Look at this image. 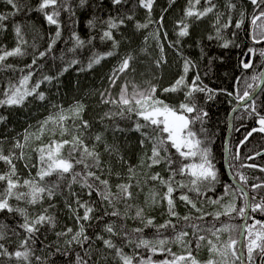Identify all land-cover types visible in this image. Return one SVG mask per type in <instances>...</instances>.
<instances>
[{
  "label": "trees",
  "instance_id": "16d2710c",
  "mask_svg": "<svg viewBox=\"0 0 264 264\" xmlns=\"http://www.w3.org/2000/svg\"><path fill=\"white\" fill-rule=\"evenodd\" d=\"M18 9L9 5L6 0H0V15L7 17L0 22V49L11 51L18 44V37L15 29L20 27L24 42L20 44L22 55L8 57L0 62V99H4V92L11 85H19L24 76L29 75L27 88L34 87L39 83L37 93H43L45 99L40 100L35 94L28 96L19 106H0V150L5 155L14 152L19 156L21 149L15 148L17 142L24 143L26 134H39L41 125L48 118L58 116L63 112L71 117L69 109L77 105H83V111L79 118H69L65 123L67 131L60 135L59 127L54 123L47 124V131L40 134L36 139L35 135L27 142L23 149L24 159H16L17 173L23 181L36 176L39 155L35 149L47 145L51 141L71 140L73 135H79L84 143L90 148L95 145V150L100 153L102 170L93 168L101 179H107L111 185V191H117V185L130 183L133 193L132 199L120 202L116 205V210L121 216L114 217L105 215V212H112L114 209L102 201L93 192L89 197L88 189L81 188L79 184H73L72 190L81 193V199L89 201L96 209L93 219L85 223V235L90 239L83 245L73 242L67 245V237H57L56 233L71 227L78 230L79 225L75 221L72 212L66 207V203H72L75 207V198L69 194L67 187L71 177L61 181V187L51 200L45 198L42 203L28 205L23 201L10 199L9 203L13 207H20L27 210L30 217L40 214L43 209H48V213L55 218V227L44 225L35 233L34 239L29 241L32 255L27 264H77V255L88 261V264H119L114 256V252L104 248L103 242L97 240L98 235L110 238L117 247L122 248L127 255H136L147 259L151 256L153 264L168 259L172 256L167 252L157 251L155 254L148 249L137 248L135 243H127L124 233L139 236L148 240L167 239L169 243L165 246L171 249L172 253L183 254L185 248L175 243V235L181 231H187L189 235L184 239L189 242L188 247L192 249L193 256L200 262L206 264L210 255L219 263V258L215 254H210L206 241L201 242V247L196 248V235L188 225L195 223L201 227L225 228L228 240L230 238L238 241L243 217L237 212L231 215H221L219 219H214V214L223 211V205L234 203L237 208L244 207L245 201L240 192H235L238 188L230 181L224 166V145L228 133V116L237 105L238 95H242L248 83H259L253 81V76H260L264 67V43L253 45L249 40V31L252 17L258 14L259 9L251 4L250 0H211L215 8L206 16L197 19L196 16L186 17L185 11L192 7L193 11H202L208 7L207 0H154L152 9L149 10L140 6L139 0H123L119 5H114L112 0H58L56 6L59 11L58 20L60 22V37L49 45L55 38L57 27L49 25L44 13L40 12L39 4L41 0H15ZM229 4L235 5L229 8ZM264 8V5L261 6ZM51 12L52 8L46 9ZM243 13V16L241 15ZM131 17V19H128ZM219 17V21L217 18ZM117 23L118 27L111 29L116 46L113 41L102 39L103 32L108 30V21ZM123 20L121 24L120 21ZM239 28L236 27L241 22ZM183 22V23H181ZM258 21L257 24H261ZM147 25V27L137 28L136 25ZM183 24L188 25V35L181 37L179 32ZM227 24L228 27H224ZM260 29L253 28V37H259ZM75 36L83 41V45H77ZM152 34L159 37L156 40ZM211 37V39L209 38ZM255 42V41H254ZM227 44V47L224 45ZM162 49V51H161ZM252 49V51H249ZM113 52L112 56L101 59L99 64L88 67L90 60L94 56L104 55ZM143 51V57L139 52ZM44 52L45 56L40 57L39 53ZM131 55L130 69L125 72L123 82L131 81L137 86L143 84L155 85L157 98L173 107H179L182 102H190L198 110L207 112L203 118V123L196 120L190 125L197 134V138L202 141V146L210 151V160L217 173V182L212 185V191H203L201 195L188 192L187 189H179L174 193L175 211L177 217H170L167 210L166 201L160 200V196L167 191L166 187L159 181H153L150 177L159 174L164 180H168L172 173L168 169L166 162L151 168L147 167L149 161L147 156L151 155L152 144L145 141L141 145V140L145 137L141 134L148 133L150 129L144 128L135 131L137 122L143 124V120L137 121L133 114L128 118L119 115L106 116V113L118 112L117 106L103 103L106 99L107 91H115L119 87L118 80L114 86L110 85L112 72L118 68L121 61ZM148 56V58H146ZM35 59V64L33 60ZM77 61L72 64L71 61ZM185 60L191 61L188 72H184ZM251 63V67L245 69L243 63ZM31 65V67H28ZM67 68V71L64 69ZM200 77L197 82L199 86H206L212 89V93L194 92L188 100L185 98L187 87H182L176 92H164L165 88L175 84L181 76L185 78V84L191 85L196 76ZM51 77L47 81L44 77ZM121 81V82H122ZM264 87V84L263 86ZM121 87H119L120 90ZM252 92V89H247ZM104 93V96H101ZM231 94V95H229ZM211 95V99H209ZM255 107L256 112L264 115V91H260L255 99L249 103ZM252 107H243L232 116L231 132L227 144V169L230 177L243 187L249 197L255 196L256 202L264 203V187L253 190L252 185L264 184V132H254L247 140L245 136L253 128H258L257 115L252 114ZM197 113L186 114L194 118ZM82 121H87L89 127L84 129ZM100 135L101 142H97L95 137ZM110 146L113 151L110 154L105 151V147ZM168 151L162 152L173 161L172 168L178 169L181 163H195L198 160H182L179 154L170 144L165 145ZM69 147L66 145L63 155L68 156ZM237 154L239 159L236 158ZM74 156L79 153H73ZM249 157H253L249 159ZM27 165V166H26ZM246 165H256L247 167ZM133 171L130 172L129 169ZM76 171L83 172V165H77ZM8 171V165L0 161V174ZM240 175L247 177V183L240 182ZM131 177V178H130ZM174 179L178 182H187V176L176 175ZM55 181L56 177L47 178ZM229 188L225 194V187ZM6 187L5 182H0V191ZM25 189H21L24 191ZM155 191L158 195L159 203L153 205L151 193ZM181 193H187L196 203L197 208L203 212L210 213L204 220H197L201 213L192 209L189 205L179 200ZM211 200H219V204H212ZM50 205H52L50 207ZM131 205V207H126ZM143 209L145 220L153 219L155 226H145L139 218H135L137 209ZM83 209H78L79 215H83ZM126 213V215H125ZM191 216L190 221L182 219L184 216ZM171 220L175 225L172 227L157 230V226ZM260 223L256 224L255 222ZM23 223V218L18 213L0 212V232L4 234V239L0 244L10 255H0V264H26L23 260H17L14 256L19 249V243L26 236V233L19 227ZM111 224L117 235H110L105 231V225ZM261 224H264V212L259 210L253 212L249 210V215L245 225L253 226L254 232H259ZM143 229L141 233H133V229ZM18 233V235H17ZM199 235H204L214 242L216 238L207 231H200ZM254 238V237H253ZM247 233L244 230L242 243V253L244 261L247 260ZM59 247L60 251H57ZM0 250V251H3ZM236 253L238 248L236 244ZM259 250L253 254L254 264H264ZM35 257L41 259L37 261ZM89 257H91L89 259ZM233 258V257H232ZM233 262L240 264L239 259L233 258Z\"/></svg>",
  "mask_w": 264,
  "mask_h": 264
},
{
  "label": "snow or ice",
  "instance_id": "6c2138e0",
  "mask_svg": "<svg viewBox=\"0 0 264 264\" xmlns=\"http://www.w3.org/2000/svg\"><path fill=\"white\" fill-rule=\"evenodd\" d=\"M6 2L11 5L13 8L18 9V5L15 0H6ZM84 0H81L83 3ZM114 5H119L123 2V0H112ZM191 4V0H189ZM200 0H196L198 4ZM251 4L254 5L257 9H259L258 14L252 17L251 23L254 27H258L259 37L264 39V8L261 6L264 5V0H250ZM140 6L149 10L152 9V5L154 0H139ZM208 7L204 8L202 11H193L192 7H189L185 11L186 17L196 16L197 19H200L206 16L208 13L212 12L215 8V5L212 4L211 0H207ZM58 4V0H41L39 4V11L44 13L45 19L49 25H55L57 27V31L55 33V38L52 40L49 45V51L51 50L52 44H55L56 39L60 37V22L58 20L59 11L56 6ZM235 5L229 4V8H233ZM52 8L51 12H46V9ZM243 16V13H241ZM7 17L4 15H0V22L6 20ZM131 19V17H128ZM219 21V17L217 18ZM258 21H262L261 24H257ZM123 23V20L120 21ZM183 23V22H181ZM241 22L236 24V27L239 28L241 26ZM3 27V24L0 23V28ZM117 23L113 22L111 19L108 21V30H105L102 35V39L112 40L113 47L116 46V41L113 38L111 29L117 28ZM136 27L143 28L147 27V25L137 24ZM224 27H228L227 24ZM16 35L18 37L17 47L12 49L11 51H5L0 49V62L5 61L8 57L22 55V49L20 44L24 42L23 35L21 33V29L19 26L15 29ZM188 35V25L183 24L179 32V36L184 37ZM211 39V37H209ZM77 45H83V41L79 39V37L75 36ZM255 42H259L256 37H253ZM227 47V44L224 45ZM162 51V49H161ZM252 51V49H249ZM113 52L109 51L104 55L94 56L90 62L88 67L91 68L93 64H99L101 59L106 58L107 56H112ZM261 55L264 56V51H261ZM40 57L45 56L44 52L39 53ZM133 59L131 55L125 57L118 68L114 70L113 76L110 77V85L114 86L116 83V79L118 78V73H124L130 69V61ZM35 59L33 60V64H35ZM72 64L77 63V61H71ZM191 65V61L185 60L184 64V72L185 74L189 70V66ZM28 67H31L29 65ZM243 67L248 69L251 67V63H243ZM67 71V68L64 69ZM30 74L23 77L20 80L19 85H11L4 92V99H0V106H19L28 96H32L35 94L38 99L41 101L45 99L43 93H37L36 89L39 88V83H37L32 88H27V83L29 80ZM264 78V73L260 76H253V81H260ZM45 80L51 81V77H44ZM200 77L197 75L192 81L191 85L185 84L184 76H181L178 80H176L175 84H173L169 88H165L164 92H176L180 90L182 87H187L188 91L185 92V98L188 100L192 97L194 92H206L212 93V89H208L206 86L201 87L198 85V81ZM131 88V91H129ZM247 89H252L255 91L256 89H260V91H264V87H261L260 83H248L246 85V90L242 95H238L237 103L238 105L242 102L248 101L252 99V92ZM156 87L155 85L149 84L147 88L141 89L135 83L128 81L124 85L121 86L120 93L118 98L115 99H103V103H109L117 106L119 109L118 112L114 113H106V116H115L119 115L124 117L125 114H128V118H131V115H135L137 121L143 120L144 123L141 124L137 122L135 124V131H141V129L147 128L150 129L151 135L148 133H141L145 139L141 140V145L145 144V141H149L152 144L151 155L147 156V160L149 163L147 167L151 168L153 166L159 165L162 162H166L168 165L169 171L172 175L168 180H164L159 174H154L150 177L153 181H159L161 185L166 187L167 191L160 196V200L166 201L167 210L170 217H177L178 214L175 211V200L176 197L174 193L179 189H187L188 192H194L198 196L202 194L203 191H212V185L217 182V173L214 169V166L210 160V151L208 148L202 146V141L197 138V134L191 129L190 125L194 123L196 120H199L203 123V118L208 115L207 112H203L202 110H198L196 106L190 102H182L179 107H173L169 104L165 103L163 100L157 98L156 96ZM231 95V94H229ZM103 97L104 94L101 93ZM211 99V95L208 97ZM247 107H252V112L249 115L256 114L257 115V124L258 128H253L250 132L245 136V140L241 141L243 144L249 136L254 132H264V115H260L256 112V109L252 105L245 104ZM83 111V105H77L72 109H69V112L72 114L71 117L66 116L63 112H61L58 116L49 117L39 129V134H26L24 137V143L17 142L14 147L21 149L19 156H17L14 152H10L8 155H5L2 150H0V161L4 162L8 165V171L0 174V182H5L6 187L3 191H0V212L7 211L8 213H18L23 218V223L19 225V227L26 233V236L19 243V249L14 253V256L17 260H23L26 262L29 261L30 256L32 255L31 248L29 245V241L34 239L35 233L40 230V227L44 225H50L55 227V218L48 213V209H43V211L34 216L30 217L27 210L20 207H13L9 201L10 199H15L17 201H23L28 205H36L38 203H42L45 198L51 200L53 196L57 194V191L61 187V181H65L67 177H71L70 181L67 183V187L69 189V194L75 198L74 203L75 207H73L72 203H66V207H68L69 211L72 212L75 217L76 223L79 225L78 230L74 231L73 228L68 227L66 230L57 232V237H67L71 234L70 239L65 240L67 245H71L73 242L83 245L84 242L89 241V237L85 235V223L92 221L93 219H98L95 216V207L86 200L81 199V193H77L72 190L73 184H79L81 188L88 189L87 195L90 197L93 192L100 197L102 201L107 202L109 206H111L114 210L110 213L105 212V215H111L114 217L121 216V213L116 210V205L120 202H126L133 197V193L131 191L132 185L130 183H121L118 184L117 191L113 193L111 191V185L107 179H101L99 175L95 171H92L93 168L102 170L100 153L95 150V145L91 148L86 145L79 135H73L71 140H60V141H51L47 145L40 146L35 149L38 152L39 159L37 165H33V167H37L36 176L31 179H24L21 181L14 160L16 159H24L25 153L23 149L26 147L29 139L32 138V135H35L36 139L40 138V134H43L47 131V124L54 123L59 127L60 135L63 136L67 131L65 127V121L69 118H79L80 113ZM197 113L194 118H191L189 115ZM3 117H0V122L3 121ZM82 128L86 129L89 127L87 121H82ZM97 142L102 141V137L97 135L95 137ZM170 144L172 148L176 150L182 160H198L195 163L184 164L181 163L178 169H173L172 164L173 161L170 157L166 155H162V152H167L168 149L165 145ZM69 147L68 156L63 155V150L65 146ZM105 151H108L110 154L113 149L110 146L105 147ZM79 153L78 157L74 156L73 153ZM239 159V155L236 156ZM253 157H249L252 159ZM77 165H83V172L76 171L75 167ZM27 166V165H26ZM247 167H256V165H246ZM130 172L133 170L130 168ZM260 171H264V168H261ZM176 175L187 176L190 179L187 182H178L174 179ZM55 176V181H49L47 178ZM131 178V177H130ZM240 182L243 184L247 183V177L240 175ZM231 186L225 187V194H228L229 188ZM264 187V184H254L252 185L253 190ZM21 189H25L21 191ZM235 192H240L241 197L245 201L244 207L237 208L234 203H229L227 205H223V211L216 212L214 214V219H219L221 215H231L233 212H237L240 217H244L246 215V209H251V211L255 212L259 210L260 212H264V203L256 202V197H249L246 192L241 188H236ZM157 193L153 191L151 193V202L153 205L160 202L157 200ZM179 200L183 201L185 204L189 205L192 209H195L197 212L201 213L196 217L197 220H204L207 215H211L210 213H205L201 208H197L196 203L191 199V197L187 193H181L179 195ZM212 204H219V200H211ZM52 205H50L51 207ZM126 207H131V205H126ZM78 209H83V215H79ZM126 215V213H125ZM135 218H139L142 222L145 223V226H155L153 219L148 218L145 220L143 215V209L138 208L135 213ZM185 221H190L192 219L191 216L182 217ZM256 224L260 223L259 221L255 222ZM193 229V234L196 235V248L199 249L201 247V242L206 241L208 245V250L210 254H215L217 256L223 257V264H227V260L229 255L235 259H239L236 253V244L237 241L235 239L230 238L227 241H221L219 233L223 231L229 230L228 227L225 228H215L214 226L211 228L201 227V225L190 223L188 225ZM172 227L175 229V225L171 223V220L166 221L164 224L157 226V230ZM253 226H244V230L247 233V260L249 264H254L253 254L256 250H259V253L262 258H264V230L259 232L253 231ZM261 229H264V224H261ZM105 231L110 235H117L118 233L114 230L113 225L108 224L105 225ZM143 229L137 228L133 229V233H141ZM200 231H207L212 236L216 237V241L214 242L212 239H208L204 235H199ZM18 235V233H17ZM189 233L187 231L181 230L179 231L174 238L175 243L181 244L185 248V252L183 254H175L171 252V249L165 248V246L169 243L167 239H157V240H148L139 236H133L129 233H124V238L127 243H135L137 248H145L148 249L151 253L155 254L157 251H167L172 259H165L159 264H200V262L193 256L192 249L188 247L189 242L184 238L187 237ZM254 237V238H253ZM4 234L0 232V240L4 239ZM97 240H101L103 242L104 248L114 252L115 258L118 259L119 264H153L151 256L147 259L140 258L137 260L136 255H127L123 252L122 248L117 247L113 243L110 238H105L104 236L98 235L96 237ZM4 249V245L0 244V250ZM57 251H60L59 247ZM0 255H10L6 252V250L0 251ZM91 257H89L90 259ZM37 261H39L40 257H35ZM77 264H88V261L83 259V257L77 255ZM206 264H218L212 256L210 255L209 260Z\"/></svg>",
  "mask_w": 264,
  "mask_h": 264
},
{
  "label": "water",
  "instance_id": "95a60500",
  "mask_svg": "<svg viewBox=\"0 0 264 264\" xmlns=\"http://www.w3.org/2000/svg\"><path fill=\"white\" fill-rule=\"evenodd\" d=\"M253 28L254 26L252 25L251 23V26H250V31H249V40L250 42L253 44V45H260L262 43H264V39L260 40L259 42H254L252 40V32H253ZM262 73H264V67H263V70H262ZM259 83L261 84V87L263 86L264 84V78H262ZM260 92V89H256L255 91H253L252 93V99H249L248 101H245V102H242L241 104L235 106V108L231 111V113L229 114L228 116V124H229V128H228V133H227V136H226V139H225V145H224V166H225V171L227 173V176L228 178L230 179V181H232V183H234V185L238 188H241L243 189V187L241 185H239L237 182H235L231 177H230V174L228 172V169H227V144H228V140H229V135H230V132H231V123H232V116L233 114L238 111L239 109L243 108L245 104H249L251 103L255 97L258 95V93ZM244 192H246L244 189H243ZM249 209H246V215L243 217V220H242V224H241V229H240V233H239V237H238V241H237V248H238V256L240 257L239 260L241 262V264H244V259H243V253H242V243H243V237H244V226H245V222H246V219L249 215Z\"/></svg>",
  "mask_w": 264,
  "mask_h": 264
},
{
  "label": "rangeland",
  "instance_id": "374dc122",
  "mask_svg": "<svg viewBox=\"0 0 264 264\" xmlns=\"http://www.w3.org/2000/svg\"><path fill=\"white\" fill-rule=\"evenodd\" d=\"M151 36H154V39L153 40H157L158 39V35L157 34H152ZM140 54H141V56L143 57V51H141V52H139ZM146 58H148V56H146ZM113 73H114V71L112 72V76H113ZM125 74V72L124 73H118V78L116 79V80H118V83H119V87H121L122 85H124L125 84V82H123L122 80H123V77L124 76H122V75H124ZM122 81V82H121ZM150 84V83H149ZM149 84H143V85H141V86H139L141 89H143V88H147L148 86H149ZM152 85V84H151ZM119 87L118 88H115V91H113V90H111V87H110V93H109V91H107V95H106V99H109V98H111V99H115V98H118V96H119V93H120V90H119ZM121 89V88H120ZM129 91H131V88H129ZM104 94V93H103ZM219 236H220V240L221 241H227L228 240V238H227V236H226V231H223V232H220L219 233ZM216 238V237H215ZM217 256V255H216ZM218 258H219V263L220 264H223V260H224V258L223 257H220V256H217ZM243 259H244V257H243ZM244 261V260H243ZM227 264H236L235 262H233V258L229 255V257H228V260H227ZM240 264H241V262H240ZM244 264H247L245 261H244Z\"/></svg>",
  "mask_w": 264,
  "mask_h": 264
}]
</instances>
